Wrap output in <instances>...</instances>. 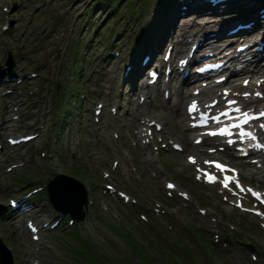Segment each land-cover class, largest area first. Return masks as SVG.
I'll return each mask as SVG.
<instances>
[{"label": "rangeland", "instance_id": "obj_1", "mask_svg": "<svg viewBox=\"0 0 264 264\" xmlns=\"http://www.w3.org/2000/svg\"><path fill=\"white\" fill-rule=\"evenodd\" d=\"M93 1L0 0V67L11 52L17 73L15 80L0 82V238L14 264H264L260 218L226 200L218 185L195 178L187 158L199 157L203 144L193 143L191 130L182 133L187 117L175 116L185 110L186 99L179 107L174 104L173 91L164 84L166 75L157 79L149 96L138 88L134 93L152 67L142 74L135 67L148 54L139 51L145 45L142 38L148 39L166 0H122L114 11L109 4L93 10ZM259 5L258 15L264 11ZM241 7L252 15V9ZM182 19L176 16L171 23L179 25ZM227 42L220 40L221 46ZM171 45L166 39L158 58ZM156 59L149 65L158 63ZM258 59L264 67V54ZM249 73L239 71L235 81ZM254 76L260 81L264 77L260 72ZM98 103L102 107L96 114ZM152 120L163 127L146 144L138 134ZM25 134L37 136L25 144H9V137ZM175 141L182 143V151L173 149ZM207 156L241 166L245 182L264 190V166L228 150ZM56 174L76 181L81 200L87 194L82 221L71 223L66 213L50 226L61 217L46 193ZM167 180L177 188L168 192ZM106 183L130 199L111 193ZM33 189V213H16L10 199ZM179 191H186L189 199ZM155 202L166 211H158ZM29 219L39 224L35 235L27 226Z\"/></svg>", "mask_w": 264, "mask_h": 264}, {"label": "bare ground", "instance_id": "obj_2", "mask_svg": "<svg viewBox=\"0 0 264 264\" xmlns=\"http://www.w3.org/2000/svg\"><path fill=\"white\" fill-rule=\"evenodd\" d=\"M166 0L165 7L161 11V13L156 16L157 20L152 25L151 28L148 29V39L146 36L142 38L141 43H145V45H142L139 51L147 52L151 55V57L145 62V63H139L136 61L135 67L138 68V73L142 74L146 69H148L150 66H157L159 69L163 66V64H168L172 68L173 76L170 80L169 77L166 78V81L164 84L166 86H170L173 91V96H175L174 104L179 107V104H182V102L186 99V101L192 97H198L202 102H209L212 100L215 96L218 98H221V96L224 97V93L222 92V89L226 87V84L221 83H214L210 87H202V91L198 95H194L192 93L191 86H194L196 82H190L191 80L188 79V77H184L182 71H180V68L183 67V65L176 62L177 56L183 53L184 55L188 54V51L193 44V42H198V52H204L206 48H209L212 51H215L216 54H218V58H224L227 62L230 63L231 68L230 69H237L236 71H250L248 76L250 79L256 74V72L262 73L264 75V67L261 66V62L259 61L258 57L264 52L258 51L255 47L262 42L264 44V25L262 24V20H264V17H262L260 14L255 13L256 5H259V7H264V0H223L219 2H210L209 0ZM169 3V4H168ZM233 3H237L233 6ZM247 3L253 4V7L246 5ZM255 3V4H254ZM263 4V5H261ZM203 5V10L207 12H203L201 10V6ZM220 5H224L227 7L226 10L223 11H217L220 9ZM244 8L252 9L251 14L243 13L242 7ZM207 9V10H206ZM258 9V8H257ZM256 9V11H257ZM177 17L181 18L183 17V21L181 24L178 25V21L173 24L171 21ZM228 16V20L225 18ZM161 19V20H160ZM245 20H253V24L249 28H242L239 29V32L244 30L245 33L241 37L239 35L223 32V29H228V27H233L240 21ZM177 28V33L174 32V28ZM152 29V30H151ZM226 29V31H227ZM146 32V33H147ZM175 35V36H174ZM235 36V37H231ZM237 36V37H236ZM166 39H169L173 48V53L171 57L167 60L163 58H158L160 54L159 50L163 46ZM176 39V40H174ZM230 39V40H229ZM237 39H244V41L249 42L248 48L244 51H236L233 50L230 52V55H223L219 47H221L220 40H228L227 43H230L232 48V43H236ZM191 42V43H190ZM190 43L188 50L187 46ZM225 47V49H227ZM224 49V50H225ZM187 52V53H185ZM199 54V53H198ZM197 54V56H199ZM250 54V57H249ZM152 57L157 58L158 63L156 62L154 65H149L151 63ZM181 57V56H180ZM179 57V58H180ZM232 57V61H231ZM179 60V59H178ZM240 60V67L234 68L235 62ZM134 59L131 61V65ZM191 62V59L188 60V63ZM188 63L185 64V68H187ZM253 64V67L249 70L248 64ZM133 66V65H132ZM256 70V72H255ZM253 71V72H252ZM238 73V72H237ZM251 74V75H250ZM237 76H233L230 80V85L227 86L228 88V95L229 98H236L237 103L244 105L245 107L250 106H257L258 104L263 103L264 99H261L257 95H255L258 91L264 92V82H258L259 78H255L254 80H247L244 81L245 76L241 80V82L235 81L234 83H231L234 81V79ZM151 76H148V80L146 82H142L138 84L137 86L133 87V90L140 89V92L142 95L149 96V93L152 92L154 83H150ZM161 78V77H160ZM139 86V87H138ZM218 86V87H217ZM217 88V89H216ZM156 89V88H155ZM134 90V91H135ZM238 90V93L236 92ZM242 91H247L248 96L243 97L241 96ZM136 93V91L134 92ZM131 103H135V98L131 97L130 100ZM170 102V101H169ZM143 107V106H142ZM177 107V109H178ZM180 109V108H179ZM176 113V112H175ZM180 114H175V116L180 117L179 115H185L187 117L186 111H180ZM134 115V114H132ZM185 119V118H184ZM178 121V120H177ZM178 125H181L180 120L177 122ZM184 127H181L182 133L186 134L188 130L195 131L194 128H191L188 125V122L185 121L182 124ZM141 135V134H140ZM198 136V135H197ZM196 136V137H197ZM143 137V136H142ZM190 147H193L192 144H189ZM263 161L259 163V165H263ZM16 212V211H15ZM14 212V213H15ZM19 210H17L16 213H18ZM33 213V212H31ZM30 213V214H31ZM16 215V214H15ZM44 220V219H43ZM41 220V222H43ZM40 222V221H39ZM39 227V225H37ZM36 233V232H33Z\"/></svg>", "mask_w": 264, "mask_h": 264}, {"label": "water", "instance_id": "obj_3", "mask_svg": "<svg viewBox=\"0 0 264 264\" xmlns=\"http://www.w3.org/2000/svg\"><path fill=\"white\" fill-rule=\"evenodd\" d=\"M5 67L0 75H8L9 77L16 76V71L13 69L14 59L9 52ZM68 179V180H67ZM76 181L70 177H64L63 174L55 175L47 184L49 200L54 209L62 213H70L77 221L85 218V206L87 205V194L81 200L78 193ZM0 264H14L12 253L9 248L3 243L0 238Z\"/></svg>", "mask_w": 264, "mask_h": 264}, {"label": "trees", "instance_id": "obj_4", "mask_svg": "<svg viewBox=\"0 0 264 264\" xmlns=\"http://www.w3.org/2000/svg\"><path fill=\"white\" fill-rule=\"evenodd\" d=\"M122 0H94L93 1V4H94V7H93V10L96 8V7H99L100 5L104 6V5H108L109 4V8L111 11H114L117 4H119ZM112 3H115V5Z\"/></svg>", "mask_w": 264, "mask_h": 264}, {"label": "snow or ice", "instance_id": "obj_5", "mask_svg": "<svg viewBox=\"0 0 264 264\" xmlns=\"http://www.w3.org/2000/svg\"><path fill=\"white\" fill-rule=\"evenodd\" d=\"M213 134H215V133H213ZM231 142V141H230ZM191 159V158H190ZM192 162H194V161H192ZM217 167H222L221 165H217ZM225 186H227V185H225ZM168 187H173L172 185H168Z\"/></svg>", "mask_w": 264, "mask_h": 264}]
</instances>
